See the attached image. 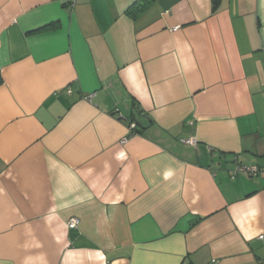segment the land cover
I'll return each mask as SVG.
<instances>
[{
  "label": "crops",
  "instance_id": "obj_1",
  "mask_svg": "<svg viewBox=\"0 0 264 264\" xmlns=\"http://www.w3.org/2000/svg\"><path fill=\"white\" fill-rule=\"evenodd\" d=\"M135 1L0 0V264H264V0Z\"/></svg>",
  "mask_w": 264,
  "mask_h": 264
},
{
  "label": "built area",
  "instance_id": "obj_2",
  "mask_svg": "<svg viewBox=\"0 0 264 264\" xmlns=\"http://www.w3.org/2000/svg\"><path fill=\"white\" fill-rule=\"evenodd\" d=\"M178 27L175 28L177 30ZM68 93H71L69 90ZM90 100V98H88ZM135 129V124L131 125V130L133 131ZM127 140L125 139L123 143H125ZM182 142L186 145H195L197 143L196 139H188V140H182ZM240 173L245 174L246 176H249L251 178H256L258 176H264V165L262 166H242L237 165L235 170L233 171L232 179H235L236 176H238ZM79 224L78 219H72L69 222V228L75 229L77 228ZM259 239L264 240V235H261ZM211 264H216V261H212Z\"/></svg>",
  "mask_w": 264,
  "mask_h": 264
},
{
  "label": "trees",
  "instance_id": "obj_3",
  "mask_svg": "<svg viewBox=\"0 0 264 264\" xmlns=\"http://www.w3.org/2000/svg\"><path fill=\"white\" fill-rule=\"evenodd\" d=\"M154 1L155 0H136L127 12L133 19H136L141 13L146 11L153 4ZM213 3L215 7H217L219 0H213ZM137 108L138 111L142 114V110L139 107ZM134 130H136V128Z\"/></svg>",
  "mask_w": 264,
  "mask_h": 264
},
{
  "label": "water",
  "instance_id": "obj_4",
  "mask_svg": "<svg viewBox=\"0 0 264 264\" xmlns=\"http://www.w3.org/2000/svg\"><path fill=\"white\" fill-rule=\"evenodd\" d=\"M146 118V115H143Z\"/></svg>",
  "mask_w": 264,
  "mask_h": 264
}]
</instances>
